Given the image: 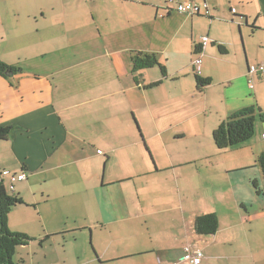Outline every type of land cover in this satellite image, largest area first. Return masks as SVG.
<instances>
[{"label":"crops","instance_id":"obj_1","mask_svg":"<svg viewBox=\"0 0 264 264\" xmlns=\"http://www.w3.org/2000/svg\"><path fill=\"white\" fill-rule=\"evenodd\" d=\"M165 1L0 0V59L22 69L0 77V125L13 127L0 140V172L25 173L13 195L25 204L28 193L30 204L38 196L45 230L63 218L56 235L71 240L62 252L55 241L54 264H174L187 245L203 252L200 264H264L252 255L246 201L250 183L264 186L256 165L264 79L254 76L250 89L247 76L264 64V0H200L208 15L169 11ZM203 36L209 42L193 68ZM185 49V67L170 69V55ZM139 52L154 54L166 75L157 66L133 73ZM189 64L193 79L211 81L201 91L195 79L184 88ZM163 103L175 107L158 111ZM244 109L257 116L253 137L219 151L213 131ZM13 212L10 231L25 234ZM204 214L217 217L214 235L194 231ZM49 236H39L41 250Z\"/></svg>","mask_w":264,"mask_h":264},{"label":"trees","instance_id":"obj_2","mask_svg":"<svg viewBox=\"0 0 264 264\" xmlns=\"http://www.w3.org/2000/svg\"><path fill=\"white\" fill-rule=\"evenodd\" d=\"M220 52L222 49L220 48ZM196 52V49H195ZM132 72L139 70L158 67L162 76L166 75L164 66L159 64L154 54L135 53L131 57ZM22 72L17 65H9L0 59V77L9 79ZM196 87L203 90L210 84L208 78H202L198 74H194ZM137 82V80L135 79ZM160 82L151 84L149 87L158 86ZM264 122V114L257 115ZM256 114L252 109H244L237 113L229 115L223 120L212 133L213 144L219 151L235 150L249 141L255 133ZM13 127L0 125V140H5L11 134ZM256 165L259 168L264 182V152L256 158ZM253 188L259 194L257 183L252 182ZM13 190L8 191L4 185V181L0 178V264H16L13 262V256L16 249L21 246L28 245L33 241L26 234L15 233L10 231L8 227V214L10 211L20 205H24L21 197L13 195ZM194 231L197 235L210 236L214 235L218 229V220L215 214H204L197 216L194 220ZM46 239V238H45ZM92 247V246H91Z\"/></svg>","mask_w":264,"mask_h":264},{"label":"rangeland","instance_id":"obj_3","mask_svg":"<svg viewBox=\"0 0 264 264\" xmlns=\"http://www.w3.org/2000/svg\"><path fill=\"white\" fill-rule=\"evenodd\" d=\"M34 1L40 3L42 0H34ZM222 2L223 0H218L219 4H222ZM218 8H219L218 13H220V11L223 10V8L220 6H218ZM233 8L239 9L238 7H235L234 5H233ZM201 20H204V19L197 20L196 25L194 26V31L197 32V34H200L198 32H201L202 27L205 28V24L203 21L201 22ZM52 22L53 21L50 19V21L48 22V25H49L48 28L53 26ZM219 25L225 26L227 25V23L217 22V24H214V27L215 26L220 27ZM184 35L187 36L186 29L184 30ZM185 52H186L185 54H182V55L180 54L176 56V58H172V55H170L171 56V59L169 60V63H170L169 65H171L170 69H173L179 66L181 68L185 67L186 65L185 63H187L188 61L186 49H185ZM4 58L11 60L13 59V56L4 55ZM190 58L193 59L194 56H191ZM188 72H189V77H187L184 80V88L188 89V91H191L192 83L194 84V79H193V76L190 70V64H189ZM191 96H194V95H191ZM186 102L187 103L186 104L184 103V105H187L188 108H192L195 106V105H192V102L190 103L188 100ZM174 107L175 105H171L170 103L168 104L163 103L161 105H158V111H168L169 112L173 110ZM214 160L215 159H212V161ZM220 174L221 173L219 171H215L214 169L212 170L213 176H217ZM4 185L6 189L10 191V185L8 184V181L6 179L4 180ZM257 187L259 191L263 189L259 194L256 193L255 189L253 188L252 183H250L249 191H251L250 192L251 194L248 192L246 201H249L252 197L251 204L248 205V208H247L248 217H249L248 219H251L249 222V225L251 226V229H252V239H253V249H254V252L252 255L255 258H260V257H264V206H263L264 203L262 201L263 199L260 198V196L263 197L264 186L262 187V185L260 184V185H257ZM15 188H16V184L14 183L12 194H14ZM26 196L29 202V200L32 199L31 193H28ZM34 200L35 202L33 204H30L26 201L27 204H24L23 206L22 205L16 206L13 208L14 212L18 213V215H16L17 219L14 221V223L16 225V228L20 231H16V232H23V233L25 232V234H27L30 238L36 239L32 242V244H28L29 247L26 249L24 248V246L18 247L17 253L13 256V262H15L16 264H28L27 263L29 262L28 260H31L33 258L34 260L33 264H37L39 257H42V255L45 253L47 257L45 264L46 263L54 264V261H55L54 253H55V248H56L55 241L57 240V246L59 245V241L61 242V249L60 250L58 249V251L62 252L63 248L65 247V240L67 239L68 241L71 239H70V236H66L65 237L66 239H65L61 235H56L57 234L56 232H60L57 230L63 228V223H64L63 218L59 220L58 224L46 225V230H45L44 225L40 221L41 215L44 214V205H41L39 207V210L41 212L40 214L37 207L40 204L41 200L38 198V196H36ZM45 235H50L49 237H52V239L46 242V246L44 250L43 249L41 250L38 239H40L39 236L44 237ZM59 256L61 257L60 254ZM210 264H216V263L212 261Z\"/></svg>","mask_w":264,"mask_h":264},{"label":"built area","instance_id":"obj_4","mask_svg":"<svg viewBox=\"0 0 264 264\" xmlns=\"http://www.w3.org/2000/svg\"><path fill=\"white\" fill-rule=\"evenodd\" d=\"M165 8L166 10L185 15H198L201 12L204 15L209 14V9L206 4H204L201 9L200 0H166ZM231 13H235V10L232 9ZM208 42L209 40L206 36L201 37L200 44L196 49V54L198 57L191 63L193 68H196L201 64V54L204 51V48L208 45ZM247 76L249 77V88L253 89L254 86L252 78L254 76H259L260 78L264 79V64L258 63L250 65L247 70ZM0 178L3 181L6 179L10 185V190H13L14 183L24 181L26 179V175L25 173L14 175L9 171H1ZM202 257L203 252L198 247L194 245H187L183 248V254L180 259L174 264H200Z\"/></svg>","mask_w":264,"mask_h":264}]
</instances>
